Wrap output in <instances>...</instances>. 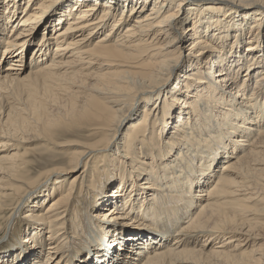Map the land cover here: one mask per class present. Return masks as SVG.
<instances>
[{
	"label": "bare ground",
	"instance_id": "1",
	"mask_svg": "<svg viewBox=\"0 0 264 264\" xmlns=\"http://www.w3.org/2000/svg\"><path fill=\"white\" fill-rule=\"evenodd\" d=\"M34 1L20 16L15 0L0 9V91L31 80L42 85L43 101L53 105L60 95L70 104L66 116L100 136L77 151L56 150L66 166L42 173L48 179L85 166L64 189L55 184L46 207L28 219L47 246L40 264H188V255L204 252L264 264V42L255 47L252 30L228 35L211 26L230 11V26L250 13L260 19L264 0ZM32 46L23 75L15 66ZM40 123L46 132L54 126ZM24 139L0 129V220L39 186ZM37 163L50 165L46 156ZM87 198L98 210L110 205L111 218L131 213L134 221L122 228L85 221L77 204Z\"/></svg>",
	"mask_w": 264,
	"mask_h": 264
},
{
	"label": "rangeland",
	"instance_id": "2",
	"mask_svg": "<svg viewBox=\"0 0 264 264\" xmlns=\"http://www.w3.org/2000/svg\"><path fill=\"white\" fill-rule=\"evenodd\" d=\"M6 1L7 0H0V9H3V5H5ZM25 1L26 0H15L14 4L12 3L13 4L12 7L16 9V13L18 14V16L22 15L23 13ZM37 1L39 0H35L34 2H32L33 6L37 4ZM207 7L208 5L203 3L198 5V8L205 9ZM211 8L212 7H209L207 11H210ZM57 10L52 13L44 12V17L42 21L51 18V16H53V14L57 12ZM227 10L228 8H226L225 10L226 13H228ZM229 13L230 14L227 17L216 16V18L213 20L214 22H211V26L216 27L218 33L223 31L224 33L222 34L229 33L228 35H239V34L242 35L245 34L247 30H252L251 33L254 34V32H256L258 35V39L255 47H259V44L264 42V40H262L264 39V15L259 16L260 19L257 18L254 19L255 14L250 13L244 19L242 17H238L241 20V22H237L236 25L230 26L229 23L234 17L235 13L233 11H230ZM11 27L12 25L8 24L6 28L7 35ZM42 31L43 28L38 26L36 28L35 36L33 40H35V38L38 40L41 36ZM99 35L100 34H98L97 36ZM1 38L3 37H0V39ZM96 39L97 37H95V40ZM183 44L184 46L186 45V47L189 46V40H185ZM55 45H56L55 40L53 38H50V46H49L50 53ZM246 47L247 46L244 45V48ZM185 48L182 49L183 57L187 55V51L185 50ZM262 51H263L262 53H264L263 49ZM32 52H33V46L26 51L24 55V61L20 62L21 63L19 64L20 66H15V67H19L18 68L19 71H25L23 75H26L29 71V65H30L29 60L32 57ZM16 58L17 57H14L12 60H15ZM7 64H9V62H5L2 68H5ZM181 72L182 71H177L176 77L166 87L164 92L173 86V84L176 82L177 77L181 75ZM255 79H256V74L253 75L252 82H249L250 85L249 87H251V85L254 86ZM33 84L34 82H32L31 80L20 82V84L15 82L9 83L8 85H4L1 88L2 91H0V116H1L0 129L7 132L11 131L12 133L15 129L17 138L26 136V139H24L20 145H22V147L25 146V148L32 149L30 153L26 156V159L29 161L28 169H30V175L35 178H38V180L34 185L39 184V186L33 192L29 193L26 196V198L22 202V204H24V207L22 208L20 207L19 212L13 214V217L12 215L9 216V214L11 213L9 212V210L2 213L5 214V216L0 220V264H2V259L4 257V254H5V258L3 260L6 261L5 264H10L9 260H12L14 259V257L17 256H19L18 263L20 264H40L39 262L40 258H38L37 254H40L42 256L41 259L42 261L46 259L47 252L45 250V247L47 246L41 249L39 242H36V238L33 236L36 235L35 230L32 229L35 223L28 219L32 216L31 213L34 214L36 212L41 211L44 207H46L45 205L48 203L50 199H48V201L45 202L44 204H42V202L50 196L53 190H55L54 189L55 184L62 185L60 189H64L63 187H65L71 181V178L75 174L80 172L82 173L83 170H85L84 164H81L77 168V170H74L73 172L60 174V175L54 173L51 177L46 179L48 173L51 174L50 169H53L54 167L59 168L62 166L64 167L66 166L65 161L67 159L66 160L60 159V161L56 159L55 157L56 150H60L66 147L72 152L77 151L79 149L77 143L79 144L85 142L93 143L97 141V139L92 140L93 137L100 138L99 135H95L89 130L90 128L87 127L88 125L87 122L85 121L72 122L71 117L66 116L70 104L68 102L61 100L62 97L60 95L59 97L55 96V98H52L53 105H51L50 104L51 102L47 103L46 101H43L41 98V94L43 90L42 85L38 86L37 84L34 85ZM35 85L37 87L34 89ZM141 106H143V104ZM141 106H138V111ZM136 107L137 105L135 106L134 110L136 109ZM13 118L16 119L13 120ZM42 118L53 120L54 126L51 129V132L45 131L44 123L38 124V122ZM128 125L129 124H127L125 128L122 130L121 133L122 136L124 135V132L127 130ZM112 146L110 147L109 150L111 152L115 150V146H113V148ZM109 151H107V155H109L108 153ZM45 156L47 157V160H49L50 165H46V166H43L41 164L39 165L37 161H39L42 157ZM57 162H59V165H55ZM223 163H221V165ZM221 165H218V170L220 169ZM87 170H88V166H87ZM44 172H48V173L42 175V173ZM33 193H36L35 196L33 195ZM146 196L147 193L144 194V198ZM40 199L41 202L39 204ZM77 203L78 202H75L74 205H76ZM41 204L42 207L40 206ZM7 205L9 206V203ZM77 205H79V208H81L82 211L84 212L86 209V213H88V215L86 216L85 221L92 222L101 219L100 221L101 223H103V226L105 227L115 225L119 228H122V226H124L125 224H131L134 221L133 215H131V213L127 214V216L116 215L115 218H111L110 214H108L109 211L108 209L111 208L110 205L106 204V206L104 205V208H99L98 210L96 208L91 207L90 200L88 201V198L87 200H85L84 203L82 204L78 203ZM95 215L97 216L94 217ZM70 224H72V221H70ZM29 229L31 232L29 231ZM175 230L176 229H174V231ZM42 234L41 236L44 237L45 239V236L48 233L44 232V234L43 235ZM173 239L174 237L172 236L171 240L168 241V244L172 243ZM221 239L222 238H220V240ZM78 240L80 241V239ZM14 245L17 246L13 247ZM249 249H251V247ZM231 253H235V252H231ZM241 259L242 256L239 255L234 258L230 255H213V254H209L208 252H204L201 254L199 253L195 255H188V261H189L188 264H239Z\"/></svg>",
	"mask_w": 264,
	"mask_h": 264
}]
</instances>
